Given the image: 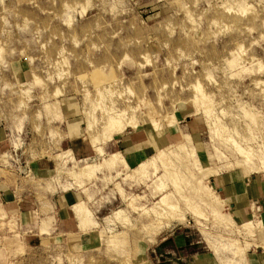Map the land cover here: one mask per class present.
I'll return each instance as SVG.
<instances>
[{"label": "rangeland", "instance_id": "1", "mask_svg": "<svg viewBox=\"0 0 264 264\" xmlns=\"http://www.w3.org/2000/svg\"><path fill=\"white\" fill-rule=\"evenodd\" d=\"M113 118L135 122L105 140L99 130ZM0 127L7 182L27 198L10 220L21 248L0 255V264H221L201 227L219 249L244 237L182 203L171 217L156 208L149 226L123 198L145 196L146 182L139 174V183L122 178L155 154L149 130L158 137L166 128L165 144L189 135L208 167L241 163L239 150L264 155V0H0ZM102 148L107 157L123 154L128 167L88 182L77 168L97 164ZM177 163L170 166L185 187L194 169ZM227 173L243 176L238 167L219 175ZM219 175L208 178L218 194ZM254 176L264 184V172L244 177ZM161 181L163 192L173 190L171 177ZM158 200L140 201L150 208ZM79 203L94 222L86 231L79 222L88 212L74 209ZM252 213L263 230L264 213ZM118 234L130 259L112 244ZM258 249L246 250L249 264L264 253Z\"/></svg>", "mask_w": 264, "mask_h": 264}, {"label": "bare ground", "instance_id": "2", "mask_svg": "<svg viewBox=\"0 0 264 264\" xmlns=\"http://www.w3.org/2000/svg\"><path fill=\"white\" fill-rule=\"evenodd\" d=\"M197 100H196V97L195 99H192L191 100L192 104L196 103ZM177 115L172 116L171 123L168 125L170 130H175L174 126L176 124ZM134 122H135L134 120H131L130 124H125L120 120V118H113L111 119V121L105 128H101V129H104L103 131L99 130L100 133L98 134L105 136V140H106L108 136H115L117 134L123 133L127 127H130L131 129ZM22 124L23 123H21V125L18 124V128H20ZM154 125H156V123L154 124L153 122V126ZM139 127L140 126H137L136 128H134V130H139ZM165 129L166 128H164L160 132L158 131L159 132L158 137L156 136L154 137L153 132L149 130L148 135L154 138L153 139L152 137H150L154 140L153 144L156 147L155 154L150 158V160H145L143 162H140V165L137 167V170H131L133 173L132 174L133 176H131V174L129 175L127 174L126 176L122 178V179L130 178L129 180L131 183L133 180L135 183L137 182L139 183L140 179H138L137 177L139 174L141 178H143V180L146 182L145 187L148 190V193L145 196H136L134 194L135 196L134 198H132L133 196L128 197L122 191L124 193L123 198L128 199V203L134 209H137L142 212L143 214L142 219L146 223H148L149 226L158 220V216H157L158 210H156V208L161 209L160 211H161L162 216L171 217L172 214L176 215V214L182 213L178 205L179 203H182L183 208H186L187 210H189L193 215H196L201 218L205 217V219H206V214H204V211L207 210V213H209V215L213 217L215 224L218 225L219 223H222L223 226L226 227L229 232H232V233L234 232L244 237L246 240V241H243V243L239 244L237 239L228 238L226 243L222 244L221 249H219L215 245L212 244L208 235L206 234L204 229L201 227V231L204 234V237L208 243L207 244L208 248L214 253V255H216L218 261L221 264H249L248 259L246 257V252H247L246 250L249 247H253V249L259 248L261 249V251L262 250L264 251V229L263 230L260 229L261 225L254 223V219H253V217L257 213H252V215L250 214V219L242 217L241 222L237 224L235 220L233 219V217L231 216V214L227 211L226 206L229 204L230 199L226 197H221L218 194V192H216V190H214V188L208 184V181H209L208 178L212 176H217L222 171L230 169V168H235V167H238V169L242 172L243 176H250L253 173L264 172V155L262 153L258 155L253 154V153L250 154L249 152H246L244 150H239V155L241 157L244 156L245 158L244 160L241 161V163H240V159L236 158L233 161H226L225 163L219 166H216V167H208L202 163L203 161H200L201 159L200 157L203 155V152L199 150L198 147L193 146L194 144L190 145L189 135L185 133H180L181 139H179L178 141H175L169 144L163 143L162 139L160 138V134H162L165 131ZM212 131H213L212 128H210L209 132L212 133ZM97 137L98 135L96 136L95 139H93L94 142L91 141L90 143L91 144L97 143L100 141V139H102V137L101 138H97ZM231 142L233 143V141ZM233 144L235 148V145L237 144L236 143H233ZM236 148H239V146L237 145ZM99 152L102 156V159L97 164H94L88 167L83 166L82 168H77L85 176L88 182L93 181V179L97 177L96 174L98 172L100 173L103 170H108V171L114 170L115 173H118L121 170H125L128 167L127 160L125 159L124 155L121 154L120 152L110 154L108 157L105 155L103 148L100 149ZM84 160L85 158H81L78 161L85 162L86 160L85 161ZM78 161L73 162L71 160L73 165L77 163ZM174 161H178L179 163L177 164H181V163L185 164L186 166H188L189 171H190V168L194 169L193 172H190V176L186 175L188 178L184 177L185 187L180 186L179 179H181V177H179L178 176L179 174L173 170L175 166H170V164ZM64 162L66 161H63V163ZM156 164H159V165L157 167H154ZM68 173L71 175L73 171L69 170ZM167 176L172 178L173 190L170 189V190H167V192H163L161 178H166ZM131 183H129L130 186H131ZM79 187H81L82 190H85L84 187L82 186H79ZM89 193H87L88 197H90ZM158 195H159V200H158L159 202L157 204L152 203V207L150 208H147L144 205H143L144 208L142 207L143 203L140 200L143 199L145 203L150 202L151 199H153L154 197H157ZM134 201H138L139 206L140 205L141 206L135 207L133 205ZM86 205H87L86 203H79L75 205L74 207V209L83 208L82 210L85 213L88 212L87 217L80 218V222H79L80 231H86V229L89 226H91V224L94 223L90 218V214H89L90 212L88 211V208L86 207ZM145 215H147V219H144ZM112 216L117 217L119 216V213L113 212ZM109 218H110L109 216L106 217V220H108ZM262 221L263 219L260 218L259 222H262ZM198 223L200 224L199 221ZM118 236L119 234L115 235L114 237L116 238ZM112 244H114V246L118 245L119 247L117 248L120 249V252L122 251V253H125L126 257H128L127 256L128 252H126L125 245L122 239L121 241L120 240L118 241L117 238L116 240L112 238ZM222 250H226V252L229 253V256H227V258L225 257V259H223L224 256H222L221 254V252H223ZM128 258H126V262H128ZM121 263H124V262L121 261ZM128 263L130 264V262Z\"/></svg>", "mask_w": 264, "mask_h": 264}, {"label": "crops", "instance_id": "3", "mask_svg": "<svg viewBox=\"0 0 264 264\" xmlns=\"http://www.w3.org/2000/svg\"><path fill=\"white\" fill-rule=\"evenodd\" d=\"M4 133L0 127V255L4 253H16L20 250V241H16L20 228L10 227L11 218L20 215L23 210V203L27 198L10 189L5 175V169L1 155L7 151V143L5 142ZM43 170V169H41ZM45 172V170H43ZM237 173H227L219 175L214 179L215 186L222 197L229 198V205L233 210L236 218L241 219L251 213L253 209H259L264 213V184L256 177L245 179ZM17 228V229H16ZM21 235V233H20ZM9 248L7 251L6 249ZM256 264H264V253L258 254L253 258Z\"/></svg>", "mask_w": 264, "mask_h": 264}]
</instances>
